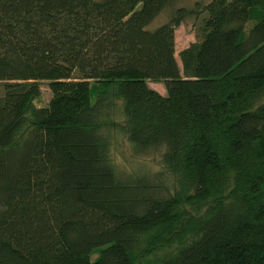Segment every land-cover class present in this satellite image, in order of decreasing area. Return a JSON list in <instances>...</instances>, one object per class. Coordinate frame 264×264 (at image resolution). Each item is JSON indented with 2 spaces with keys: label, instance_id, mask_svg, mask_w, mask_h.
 <instances>
[{
  "label": "trees",
  "instance_id": "1",
  "mask_svg": "<svg viewBox=\"0 0 264 264\" xmlns=\"http://www.w3.org/2000/svg\"><path fill=\"white\" fill-rule=\"evenodd\" d=\"M0 264H264V0H0Z\"/></svg>",
  "mask_w": 264,
  "mask_h": 264
},
{
  "label": "rangeland",
  "instance_id": "2",
  "mask_svg": "<svg viewBox=\"0 0 264 264\" xmlns=\"http://www.w3.org/2000/svg\"><path fill=\"white\" fill-rule=\"evenodd\" d=\"M195 40L194 34V26L191 24V21H187L186 23L180 24L175 30V53L179 61L178 51L183 48L184 46L188 45L189 42ZM149 85L159 91L162 94H165V87L161 83L150 82ZM41 88V95L38 100L35 101L36 105H43L45 104L51 96V92L46 84V82H42L40 85ZM130 166L129 163L126 164Z\"/></svg>",
  "mask_w": 264,
  "mask_h": 264
}]
</instances>
